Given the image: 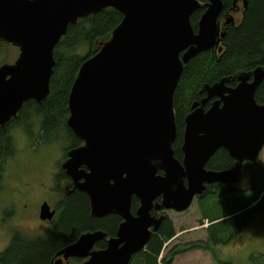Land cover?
Segmentation results:
<instances>
[{
	"label": "water",
	"instance_id": "obj_1",
	"mask_svg": "<svg viewBox=\"0 0 264 264\" xmlns=\"http://www.w3.org/2000/svg\"><path fill=\"white\" fill-rule=\"evenodd\" d=\"M239 1L246 9L247 0ZM107 8L123 20L82 64L71 89L67 126L84 145L69 152L63 170L89 197L94 218L116 214L125 221L107 249L93 251L105 233L86 232L57 255L88 258L83 264H130L149 243L150 228L157 231L165 218L151 214L157 198H163L158 210L187 211L208 185L236 183L235 173L245 161L256 163L264 147L259 67L240 75L234 88L227 79L205 87L207 97L185 118L182 162L175 157L174 95L185 65L211 50L222 53V0H0V41L21 49L14 65L0 67L1 128L25 103L47 100L54 52L69 26ZM202 9L196 31L192 16ZM221 149L237 161L234 174L206 170ZM133 198L140 201L136 215ZM56 214L45 202L40 219L52 221Z\"/></svg>",
	"mask_w": 264,
	"mask_h": 264
},
{
	"label": "trees",
	"instance_id": "obj_2",
	"mask_svg": "<svg viewBox=\"0 0 264 264\" xmlns=\"http://www.w3.org/2000/svg\"><path fill=\"white\" fill-rule=\"evenodd\" d=\"M198 1L207 3V0ZM222 1L224 11L220 16L221 21L225 19L227 13L237 9L236 0ZM203 12L204 9L192 16L195 30L198 28L200 15ZM122 20L123 16L118 11L107 8L69 26L67 34L61 39L54 52L56 66L51 80V94L42 106L33 105L34 109H31L36 116L43 119L47 134L68 130L70 136L71 132L67 127V119L70 115L68 98L79 70L87 59L97 54L103 45L111 39L113 32ZM223 28L226 30L223 52L217 53L215 50H211L191 60L185 65L182 78L176 89L174 105L178 142L176 141L174 149L177 159H181L177 143L183 140L185 118L191 112L194 102H201L207 97L205 87L227 79L228 86L234 88L239 84L238 77L241 74H251L259 67L264 68V0H247V8L241 23L236 26L223 24ZM81 49H86L87 53L81 54ZM2 50V42H0V54ZM256 100L259 104H264V82L256 93ZM212 102L207 103L206 109H209ZM4 133L6 132L0 130V159L10 154L11 139L5 137ZM47 138L48 136H46ZM75 143L82 144L79 139H75ZM234 162L235 160L221 149L206 165V168L213 171H229L234 169ZM4 170L5 167L0 165V192L4 181ZM263 173L256 171L257 178L255 177L253 195L240 194L236 200L238 196L235 193L232 194L235 204L233 211L227 210L229 198L221 203L218 202L220 206L214 201H211L213 204L210 201L200 203L203 218L208 219L211 223L229 214L239 213L238 217L232 220L228 219L210 226L208 231L212 235L224 231L240 232L247 228L255 218L264 215V197L257 205L251 207L264 191ZM59 179L68 182V178L64 175H61ZM58 193L62 195V203L58 207L61 217L52 232L39 242L15 236L7 249L0 253V264H50L56 250L75 243L86 232L102 230L108 222L112 221L91 218L89 198L85 193L75 191L67 197V193L62 194V190H59ZM222 194H227L229 197L231 193L225 191L219 193L216 198ZM235 196L237 197L235 198ZM222 205L225 206V211H221ZM174 236L175 229L172 223L167 222L160 232L152 236L148 248L138 254L132 264H159L164 245ZM207 247L202 242L179 246L173 250L169 260L163 259L162 261L164 264H172L174 258L183 252L201 249L208 251ZM253 263L264 264V255L254 257Z\"/></svg>",
	"mask_w": 264,
	"mask_h": 264
},
{
	"label": "rangeland",
	"instance_id": "obj_3",
	"mask_svg": "<svg viewBox=\"0 0 264 264\" xmlns=\"http://www.w3.org/2000/svg\"><path fill=\"white\" fill-rule=\"evenodd\" d=\"M244 13L245 10L243 9V5L241 2H239V9H236L234 13H230L235 18L234 24L230 23L225 26L239 25L243 19ZM202 14L203 13H201L200 16H202ZM225 19L222 20V24H224V22L226 21ZM0 42H2V47H3V50L0 54V67H2L5 64L14 65L21 56V49L18 46L14 45L13 43H9L6 41H0ZM216 52L220 53L218 49H216ZM80 53L84 55L87 53V50L81 49ZM39 120L41 121V118H39ZM31 121L32 123L30 124L28 130L29 136L31 138H37L35 129L37 126L40 127L41 129L42 122L41 123L38 122L35 116H32ZM67 131L68 130H64L63 132L58 133V137H60L58 139V143H56L55 140L51 139L52 136L48 137L47 139L45 136L46 143L44 145L49 147L50 149L49 151L43 152L35 156L25 155L24 158L18 159L15 162V164L12 165L11 167L5 168L4 177H3L4 181L0 194V208H2L3 204L6 201L9 203L10 206L7 208H2V211H0V220H4L5 218V222H0V240H6L7 247L9 246L11 240L15 236H21V237H25L26 239L39 242V240H33V239L42 238L40 235L25 234L24 230L18 226L17 221L19 220L29 221L37 217L40 220L39 211L42 202L49 200V205L55 207L58 204V202L56 201L62 200V195L58 197L57 193H55V191L53 190L54 184H49L47 179V171L50 166L56 165L55 162L57 161L56 160L57 155L60 156L59 162L62 161L61 165L59 166L60 171H62L63 165L70 159L69 158L67 161L62 160L64 158L62 152L65 149H68L69 146V142H68L69 131L68 132ZM46 133L47 132L45 130V135ZM10 146H11V142H10ZM69 152L70 151H68V153ZM258 161L264 167V149L261 152ZM235 172H236V168L234 171H232V173L234 174ZM237 174L238 172L235 173V176H237ZM238 181L239 178L236 179V182ZM248 186L249 188H251V192H252L255 186L250 184ZM36 187L39 188L37 189L38 191L34 193V196L36 197L35 199H32L25 194L26 190H33ZM223 192H225L224 189L221 190L220 193ZM247 193L238 192L236 194L238 197L235 196V198L237 197L236 200L239 198L240 194H247ZM250 194L253 195L254 192L253 193L249 192V194L247 195ZM260 197L258 198V200L260 199ZM226 198H228L227 194H222L215 199H217L219 202L220 201L223 202L225 201ZM204 201H209V199H205ZM16 203L18 204V207L15 206ZM220 203L217 202V205L220 206ZM211 204H213V202H211ZM221 207H222L221 211L222 210L225 211L224 210L225 206L222 205ZM8 212H10V216L6 217V213ZM60 217H61V212L59 211L55 216V218L52 220V222L42 221L44 224L47 225V227L45 228L47 233L50 228H54L57 225ZM169 217L175 229V236L165 244L161 256L159 258L160 264H164L162 261L163 259L166 258L169 259V256H167L169 251H171L173 248L175 249L177 245H182L183 243H187V242L190 243L197 240H203L204 243L206 244L209 238L207 233L209 229L208 223L211 222L208 219L203 218L202 212L199 207V203L196 201V199L194 200L189 210L183 213L182 212L170 213ZM242 235L244 238L242 239L241 243L238 244L237 247H233L231 249L229 248L226 251L213 247V250L216 253V257L213 263L214 264H221V263L254 264L253 263L254 257H259L264 255V215L255 218V220L252 223H250L249 227L246 230H244ZM7 247H5L2 251H0V253L5 251ZM57 255H56V259H60L61 256L58 257ZM82 262L84 263L85 260H80V264H83ZM174 264H212V263H211L210 255L200 251H191V252H187L186 254L180 257H177L174 261Z\"/></svg>",
	"mask_w": 264,
	"mask_h": 264
},
{
	"label": "flooded vegetation",
	"instance_id": "obj_4",
	"mask_svg": "<svg viewBox=\"0 0 264 264\" xmlns=\"http://www.w3.org/2000/svg\"><path fill=\"white\" fill-rule=\"evenodd\" d=\"M42 104H38L35 101H30V102L25 103L24 106L22 107L21 111L17 115V117L15 119H13L5 128H1L0 127V130H3L4 132H7L12 127L23 124L25 126V131H26V134L28 135L29 139H34V138H31L29 136L28 130H29L30 124L32 123V121H31L32 120V116H35L37 118V121L38 122H40V123L42 122L41 123V129H40V127H39V129L42 130V133H43L42 136H39V137L36 136V137L40 141H42L43 144H45L46 143L45 136L50 137V135H51V136H54L53 138L51 137V139L55 140V142L58 143V139L60 138V137H58V133L57 132L56 133L55 132H53V133L51 132L49 134L46 133V135H45V128H44L45 126L43 124V119L41 117L36 116L35 113L33 111H31V109H34L33 108L34 107L33 105L42 106ZM39 118H41V121L39 120ZM75 139H77V138L71 132L70 133V136H69V139H68V141H69L68 149H65L62 152V154L64 155V158L62 160L67 161L69 159V155H68L69 153H68V151H70L71 149H75V148H78V147L84 145L83 142H82V144H76L75 143ZM182 146H183V140H181V142L177 143V147L179 149L180 156H181V159H179V160L181 162L183 160ZM55 163H56V165L60 166L61 163H62V161L59 162V160H57ZM236 163H237L236 161L233 163L234 169L236 167ZM244 163L245 164L243 165L242 169L240 170V172H238V178H239V181L238 182L231 183L230 185H223V184H213V185H209L207 191L205 192V194L203 196H200V197H197L196 198V201L199 203V207H200V203H204L205 202L204 201L205 199H209V201L211 200V201H214L215 203L219 202L218 200H215V198L221 192V190H223V188H224L225 191H229L231 193L230 196L228 197L229 198L228 199L229 200V204H228V209L227 210L228 211H233V208H234V205H235L234 202H233L234 200L232 199V194L233 193H235V194H237L238 192L239 193H244V192L245 193H247V192L248 193L249 192L250 193H253L254 190L251 192V188H249L248 185L249 184L250 185H254L255 177H256V171H262V172H264V167L259 163V161L257 163H252L250 161H245ZM83 169H85V168L83 167ZM234 169L229 170V171H234ZM209 171H213V170H209ZM216 172H222V171H216ZM61 175H64L65 177H67L68 178V182H66V181H60L59 177ZM258 182H260V181H258ZM38 188L39 187H36L33 190H26L25 191V194L28 195V197H30L32 199H35L36 197L34 196V193H36L38 191L37 190ZM53 190L57 193L58 197L61 195V194L58 193L59 190H62V193H67L66 197L69 196V195H72L75 191L81 192L80 190L75 189V185H74L72 179L65 174V172H64L63 169H62V171L59 170V172L57 174V179H56V182L53 185ZM0 194H1V192H0ZM45 202H47L49 204V200H46V201L42 202V204L40 205V210H41V206ZM56 202H58V204L55 207L54 206L53 207L51 206V210H56L57 213H58L59 212L58 209H60L58 207L62 203V200H58ZM220 202H222V201H220ZM259 202H260V200H258L256 202V204H258ZM89 203H90V216H91V218H94L91 215V202H90V199H89ZM161 204H162V197H159V198L156 199V201L154 203L155 207L153 208L151 214L156 219H160L161 217H165V218L162 221V223L160 225V228L157 231H154L155 230L154 227L150 228V231H151V234H152L151 236L156 235L158 232H160L164 228V226H165V224L167 222L172 223L171 220H170V217H169L170 213H179V212H177L175 210H164V209L158 210L156 207L157 206H160ZM15 206L18 207V204L16 203ZM139 207H140V201L137 198H133V201H132V213L134 215H136ZM9 216H10V212L6 213V217H9ZM39 217H40V211H39ZM236 217H238V213H232V214H229V215L224 216L223 218L219 219L218 220L219 221L218 223L224 222V221H226L228 219L229 220H232V219H234ZM94 219L101 220V221H104L106 219L112 220L111 222H108V224L106 225V227L102 228V230H97L99 232L105 233L107 235V237L104 238L103 241H100V242L96 243V245H95V247H94L93 250L94 251L105 250V249H107V242L110 239L115 238V237L118 236V230H119L121 224L125 220L121 216L116 215V214L115 215L104 216L102 218H94ZM0 222H5V218H4V220H0ZM247 228H244L240 232H237V231H231V232L224 231V232H219V233H216V234H213V235H212V233L210 231H208L207 233H208L209 238H208V241L206 242V244L204 243V241L202 242L201 240L199 242L204 243V246L205 247L208 246V248L210 249V251H206V253H214V256L212 257V260H213L216 257V253L213 250V247L222 249L223 251H226L229 248L231 249L233 247H237L238 244H240L241 241H242V239L244 238L242 234H243L244 230H246ZM52 230H53V228H50L49 231H48V233L52 232ZM97 231H91V232H97ZM48 233H47V231L45 229V231H44V237ZM41 237L42 238H40V239H33V240H42L44 238L43 236H41ZM150 241H151V239H150ZM148 245H149V243L145 247L144 251L148 248ZM188 245H189V243H186V244L183 243L182 245H177L176 247H179V246H188ZM62 249H64V247L63 248H60L59 250H56V252L54 253V257L52 258L50 264H57V262L59 260H61L63 264H70V263L71 264H77V263H80V260L79 259H65L63 256H61L60 259H56L57 253L59 251H61ZM173 250H174V248L171 251H169V253L167 255V256H169V258L171 256V253L173 252ZM140 253H138V254H140ZM186 253L187 252H183L182 254L176 256L174 258L172 264H174V261H175V259L177 257H180V256H182V255H184ZM138 254H136V255L133 256L130 264H132L133 262H135V257ZM84 260L87 261L88 258L87 259H84ZM167 260H169V259H167ZM221 264H224V263H221Z\"/></svg>",
	"mask_w": 264,
	"mask_h": 264
},
{
	"label": "clouds",
	"instance_id": "obj_5",
	"mask_svg": "<svg viewBox=\"0 0 264 264\" xmlns=\"http://www.w3.org/2000/svg\"><path fill=\"white\" fill-rule=\"evenodd\" d=\"M35 132L37 137L43 135L38 126L36 127ZM3 135L11 139V146L9 149L10 154L0 159V165H3L5 168L11 167L18 159L24 158L25 155L35 156L50 150L49 147L45 146L38 138L30 140L23 124L12 127ZM59 159L60 156L57 155L56 160ZM58 172V165H52L49 167L47 171L49 184H54L56 182ZM9 206V203L6 201L2 208H7ZM2 208H0V211H2ZM17 223L27 235L38 234L43 236L44 229L47 227V225L40 221L38 217L29 221L19 220ZM5 247H7V241L0 240V251Z\"/></svg>",
	"mask_w": 264,
	"mask_h": 264
},
{
	"label": "bare ground",
	"instance_id": "obj_6",
	"mask_svg": "<svg viewBox=\"0 0 264 264\" xmlns=\"http://www.w3.org/2000/svg\"><path fill=\"white\" fill-rule=\"evenodd\" d=\"M263 149H264V147H263ZM263 149H262V151H263ZM262 151H261V152H262ZM261 152H260V154H261ZM260 154H259V157H260ZM259 157H258V160H259ZM258 160H257V162H258ZM257 162H256V163H257Z\"/></svg>",
	"mask_w": 264,
	"mask_h": 264
}]
</instances>
